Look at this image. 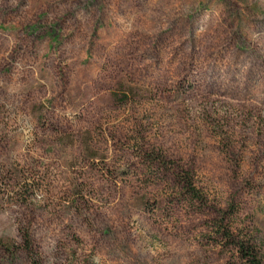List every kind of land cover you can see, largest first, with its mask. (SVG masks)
Listing matches in <instances>:
<instances>
[{
  "label": "rangeland",
  "instance_id": "374dc122",
  "mask_svg": "<svg viewBox=\"0 0 264 264\" xmlns=\"http://www.w3.org/2000/svg\"><path fill=\"white\" fill-rule=\"evenodd\" d=\"M229 224L264 259V0H0V264H245Z\"/></svg>",
  "mask_w": 264,
  "mask_h": 264
},
{
  "label": "trees",
  "instance_id": "16d2710c",
  "mask_svg": "<svg viewBox=\"0 0 264 264\" xmlns=\"http://www.w3.org/2000/svg\"><path fill=\"white\" fill-rule=\"evenodd\" d=\"M182 182V186L187 192L190 191L194 196L199 197V193L196 191L189 175L186 178H182ZM221 237L225 238L245 264H264V259L259 256L255 241L250 236L240 237L234 233V228L229 224L221 233Z\"/></svg>",
  "mask_w": 264,
  "mask_h": 264
}]
</instances>
